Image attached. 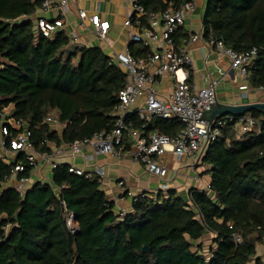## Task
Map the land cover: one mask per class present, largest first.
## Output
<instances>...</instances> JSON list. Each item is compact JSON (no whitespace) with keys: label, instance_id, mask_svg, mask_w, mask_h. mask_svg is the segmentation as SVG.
<instances>
[{"label":"trees","instance_id":"obj_1","mask_svg":"<svg viewBox=\"0 0 264 264\" xmlns=\"http://www.w3.org/2000/svg\"><path fill=\"white\" fill-rule=\"evenodd\" d=\"M189 1L138 0L146 11L141 26ZM43 4L0 0V131L9 127V143L17 135L9 121L22 122L34 151L52 156L114 130L127 76L101 46H76L64 30L52 38L39 34L35 16ZM172 39L180 50L190 34L182 26ZM203 40L238 53L258 49L245 80L264 90V0H207ZM129 52L139 59L152 50L131 42ZM50 116L58 123H49ZM231 117L222 118V137L202 159L209 189H191L187 198L175 190L146 193L133 197L128 212L117 211L97 174H70L68 163L51 168L50 182L36 181L22 194L11 180H30L35 167L25 152H13L11 163L0 156V264H264L258 251L264 246V114L242 116L261 129L245 134L238 127L242 117ZM127 119L147 136L176 137L184 129L177 118H155L147 128L135 113ZM132 147L126 132L118 150ZM18 164L25 172L15 175ZM67 213L75 216L76 233ZM208 235L211 245L204 241Z\"/></svg>","mask_w":264,"mask_h":264},{"label":"built area","instance_id":"obj_2","mask_svg":"<svg viewBox=\"0 0 264 264\" xmlns=\"http://www.w3.org/2000/svg\"><path fill=\"white\" fill-rule=\"evenodd\" d=\"M82 1V0H77ZM130 14L125 21V26L130 30L131 42L143 43L152 50L151 55L146 58L133 57L129 49L124 53L115 54L111 58L126 74L127 85L120 93V105L116 109V125L111 133L103 131L83 142H76L69 146L70 154L73 157H83L87 159L83 152L86 148H91L94 153L116 155L120 152L118 147L123 143L124 135L127 132L131 141L135 145L133 149L135 160L145 167L150 174L165 178L168 170L158 161L160 157L168 151H172L178 159L190 158L195 165L202 163L209 145L222 137V129L226 125V120H214L209 122L204 120L207 110L211 109L210 103L217 102V81H211L205 88L198 89L190 83V73L194 66L193 58L186 47L177 50L174 46L172 35L186 24L187 18L194 12L196 6L192 0L184 4L179 10H168L159 15H151L150 26L143 27L139 19L146 16L143 6L138 0H128ZM69 0H44L42 9L47 13L55 8L67 9ZM78 15L81 26L84 29L93 27V33L100 44L106 47H113L110 38L111 25L108 21L102 20L98 13L89 14L85 9H79ZM136 17L137 20L133 21ZM135 22V23H134ZM64 21L55 18L49 19L39 17L36 22L39 34L47 38H52L55 33L64 27ZM203 39V31L191 34L188 44L195 43ZM74 41V40H73ZM186 45V46H187ZM210 46L221 56L227 58L231 67L236 71L238 78L245 80L247 76V66L256 60L258 49L254 48L244 53H238L226 47L223 42H213ZM170 75L174 79L172 92L165 97H161L158 86L161 79ZM207 109V110H206ZM135 113L144 122L147 128L155 118L164 120L180 119L184 124V129L176 136L170 137L155 132L147 136L144 131H139L132 127L128 121V114ZM227 120L234 118L227 117ZM49 123L57 124L55 117L50 116ZM12 128L17 130V135L8 143L10 129L3 125L0 131V156H3L11 163L10 156L13 152H25L28 155V162L35 168L38 166V158H41L55 168L59 164L53 156L41 155L34 151L30 142L31 133L24 129L23 123L9 121ZM258 126L257 121L252 117H242L239 121L240 133H248ZM258 126V132H260ZM63 150H57L59 154ZM25 172V166L18 164L14 168V173ZM69 173L84 176L86 171L82 168L70 164ZM100 183L103 182L104 173L97 170ZM12 178V180H14ZM11 180V181H12ZM29 179L16 181V189L25 194L29 189ZM167 190V186L164 187ZM68 228L76 233L78 225L75 216L67 213ZM237 243H241L240 237L236 236Z\"/></svg>","mask_w":264,"mask_h":264},{"label":"crops","instance_id":"obj_3","mask_svg":"<svg viewBox=\"0 0 264 264\" xmlns=\"http://www.w3.org/2000/svg\"><path fill=\"white\" fill-rule=\"evenodd\" d=\"M196 6L194 12L187 18L184 25L189 34H197L203 31V18L207 0H192ZM79 9H85L88 13H98L102 20L110 23V38L113 47L102 46L93 33V27L84 29L78 15ZM130 14L128 0H69L67 9L62 12L55 8L47 13L39 11L35 18L46 17L59 18L64 21V30L72 37L76 46H101L112 57L115 54L124 53L129 49L130 30L125 26V21ZM59 30V31H60ZM190 52L194 66L190 73V83L201 89L209 85L211 81H217V100L223 105H246L264 101V90L253 89L246 80L238 78L236 71L231 67L227 58L221 57L203 39L185 46ZM174 79L166 75L161 79L158 91L161 97L168 96L174 88ZM131 139V138H130ZM133 143V141H132ZM135 145L133 144V147ZM130 151H120L116 155L101 154L86 148L83 157H73L68 147L62 148L59 154L54 150L53 159L58 164H74L86 172L95 173L101 170L104 173L102 189L109 200L114 201L118 212H128L132 207L133 197L143 194H156L164 190H175L178 194L188 197L191 189L207 190L211 183V176L207 174L208 167L202 164L195 165L186 157H178L170 150L158 159L159 163L166 167L168 175L165 178L158 177L146 171L145 167L134 158L135 148ZM60 150V149H58ZM14 156V154H12ZM38 166L32 173L29 188L36 181L50 182L52 175L51 165L38 158ZM16 184V180H12ZM213 236L208 235V238Z\"/></svg>","mask_w":264,"mask_h":264},{"label":"water","instance_id":"obj_4","mask_svg":"<svg viewBox=\"0 0 264 264\" xmlns=\"http://www.w3.org/2000/svg\"><path fill=\"white\" fill-rule=\"evenodd\" d=\"M211 109L207 110L204 115V120L209 122H213L214 120H219L224 117H242L245 114L251 111H259L264 114V101L251 103L246 105H239V106H232V105H223L220 104L217 100L216 103H210ZM144 252H149V248L146 246L144 247Z\"/></svg>","mask_w":264,"mask_h":264},{"label":"rangeland","instance_id":"obj_5","mask_svg":"<svg viewBox=\"0 0 264 264\" xmlns=\"http://www.w3.org/2000/svg\"><path fill=\"white\" fill-rule=\"evenodd\" d=\"M12 182V181H11ZM13 183V182H12ZM14 185V184H13ZM212 240V238L211 237H208V238H204V241H205V243L207 244V245H211V241ZM258 251H259V254L260 255H264V246H262V247H259V249H258Z\"/></svg>","mask_w":264,"mask_h":264}]
</instances>
